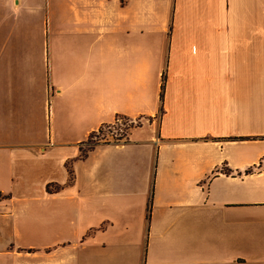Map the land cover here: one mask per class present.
Here are the masks:
<instances>
[{"label":"crops","instance_id":"crops-1","mask_svg":"<svg viewBox=\"0 0 264 264\" xmlns=\"http://www.w3.org/2000/svg\"><path fill=\"white\" fill-rule=\"evenodd\" d=\"M0 264H264V0H0Z\"/></svg>","mask_w":264,"mask_h":264},{"label":"rangeland","instance_id":"rangeland-1","mask_svg":"<svg viewBox=\"0 0 264 264\" xmlns=\"http://www.w3.org/2000/svg\"><path fill=\"white\" fill-rule=\"evenodd\" d=\"M20 31L21 34L25 31L32 30V27L34 26V30L37 33L36 40L39 41V44L37 45L39 48L38 55H44L46 57V61H44L45 64H47L48 57H49V51L50 50V35L44 34L47 29V24L42 22L44 20V17H42V21L40 22L38 18H35L36 23H28L25 22L27 19L26 13L21 9L20 12ZM23 39L21 38V45H23ZM46 49L48 56H46ZM41 61V57H40ZM42 62V61H41ZM119 120V119H118ZM131 127L130 123H127L124 119H120L118 123L113 124L110 127H105L101 129L99 132L91 135L89 140L86 142V145L83 147V153L89 149L91 146H93L98 141H105V140H118L125 136L127 130Z\"/></svg>","mask_w":264,"mask_h":264},{"label":"trees","instance_id":"trees-1","mask_svg":"<svg viewBox=\"0 0 264 264\" xmlns=\"http://www.w3.org/2000/svg\"><path fill=\"white\" fill-rule=\"evenodd\" d=\"M93 146H91L89 149H91ZM85 152L84 153L83 152L81 153L80 158H83L84 157ZM66 167H67V171H68V180H67V183L66 184L69 185L72 182V174H71L70 164H67Z\"/></svg>","mask_w":264,"mask_h":264},{"label":"built area","instance_id":"built-area-1","mask_svg":"<svg viewBox=\"0 0 264 264\" xmlns=\"http://www.w3.org/2000/svg\"><path fill=\"white\" fill-rule=\"evenodd\" d=\"M118 122H119V120L116 121V123H118Z\"/></svg>","mask_w":264,"mask_h":264}]
</instances>
